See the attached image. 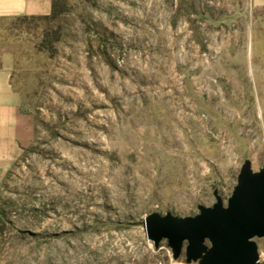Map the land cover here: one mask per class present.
I'll list each match as a JSON object with an SVG mask.
<instances>
[{
  "label": "rangeland",
  "instance_id": "rangeland-1",
  "mask_svg": "<svg viewBox=\"0 0 264 264\" xmlns=\"http://www.w3.org/2000/svg\"><path fill=\"white\" fill-rule=\"evenodd\" d=\"M64 2L45 47L46 25L0 19L33 123L0 180V264H187L145 220L226 205L264 165V0Z\"/></svg>",
  "mask_w": 264,
  "mask_h": 264
},
{
  "label": "water",
  "instance_id": "water-1",
  "mask_svg": "<svg viewBox=\"0 0 264 264\" xmlns=\"http://www.w3.org/2000/svg\"><path fill=\"white\" fill-rule=\"evenodd\" d=\"M214 196L216 202L199 205L194 216L149 215L148 239L155 248L166 241L173 259L184 253L187 264H260L255 239H264V165L253 171L245 160L227 204L217 191Z\"/></svg>",
  "mask_w": 264,
  "mask_h": 264
},
{
  "label": "crops",
  "instance_id": "crops-1",
  "mask_svg": "<svg viewBox=\"0 0 264 264\" xmlns=\"http://www.w3.org/2000/svg\"><path fill=\"white\" fill-rule=\"evenodd\" d=\"M52 0H0V19L48 16ZM33 136L30 115L21 107V97L12 84V74L0 68V180Z\"/></svg>",
  "mask_w": 264,
  "mask_h": 264
},
{
  "label": "trees",
  "instance_id": "trees-1",
  "mask_svg": "<svg viewBox=\"0 0 264 264\" xmlns=\"http://www.w3.org/2000/svg\"><path fill=\"white\" fill-rule=\"evenodd\" d=\"M67 10V5L64 0H52L51 3V13L48 16H23L14 18L21 25H25L26 27H30V25H34V28H39L41 25H46V27L41 29V45L45 47L48 42L49 29L51 27L49 25L56 20L58 16L64 13ZM48 25V27H47Z\"/></svg>",
  "mask_w": 264,
  "mask_h": 264
}]
</instances>
